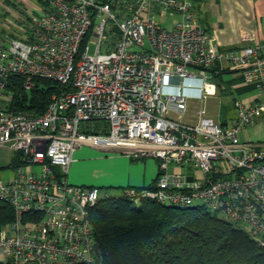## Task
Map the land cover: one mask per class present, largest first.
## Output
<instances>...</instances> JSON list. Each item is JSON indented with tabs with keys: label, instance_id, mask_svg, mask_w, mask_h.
<instances>
[{
	"label": "built area",
	"instance_id": "obj_1",
	"mask_svg": "<svg viewBox=\"0 0 264 264\" xmlns=\"http://www.w3.org/2000/svg\"><path fill=\"white\" fill-rule=\"evenodd\" d=\"M27 1L20 32L0 35V200L14 213L0 228V264H96L90 212L111 194L68 179L87 144L159 162L152 186L122 195L205 205L264 248V141L240 136L264 112V41L251 31L240 47L213 44L194 0ZM214 67L239 69L263 98H234V124L206 111L223 88ZM12 75L61 92L41 115L15 111ZM189 77L201 80L194 121L184 117ZM172 78L177 90L166 92Z\"/></svg>",
	"mask_w": 264,
	"mask_h": 264
},
{
	"label": "trees",
	"instance_id": "obj_2",
	"mask_svg": "<svg viewBox=\"0 0 264 264\" xmlns=\"http://www.w3.org/2000/svg\"><path fill=\"white\" fill-rule=\"evenodd\" d=\"M218 68L212 71L224 83L223 74L240 71L227 68L220 72ZM252 87L245 85L240 90ZM61 88L43 78H35L28 87L22 76L12 75L8 85L13 95L11 109L41 115ZM90 217L100 244V264H264V248L205 205L177 208L150 199L136 203L125 195L111 194L97 201ZM13 219L12 207L0 200V228Z\"/></svg>",
	"mask_w": 264,
	"mask_h": 264
},
{
	"label": "crops",
	"instance_id": "obj_3",
	"mask_svg": "<svg viewBox=\"0 0 264 264\" xmlns=\"http://www.w3.org/2000/svg\"><path fill=\"white\" fill-rule=\"evenodd\" d=\"M5 1L11 3L13 0H0V4L5 3ZM15 3L18 5V2ZM195 5L199 20L210 33L212 43L220 48L231 49L242 46L244 35L251 31L256 33L257 42L264 41L262 21L264 18V0H195ZM16 10L19 12H14L13 9L8 10V12L13 11L16 19H10V15L5 14L7 19H5V27L1 29V33L18 34L20 32V20L24 9L19 5ZM224 69H221L220 72ZM228 69L234 70L236 68ZM223 77L227 90L218 94H223L226 91L232 92L233 100L235 97H240L246 102L263 100L254 87L244 91L240 90L247 85L241 71L225 73ZM175 82L174 78L168 79L165 91H176ZM200 87L201 80L199 78L189 77L185 79L183 92L189 97L190 111L198 109ZM218 94L208 96L205 102ZM218 120L227 124H234L236 111L232 115H228L225 120ZM240 136L243 140L264 141V112L258 115L255 124L244 129ZM73 158L68 174L71 183L97 186L110 194L116 192L113 189H121L123 192L128 187L152 186L159 170V162L154 158L136 159L116 150L90 144L77 149Z\"/></svg>",
	"mask_w": 264,
	"mask_h": 264
},
{
	"label": "rangeland",
	"instance_id": "obj_4",
	"mask_svg": "<svg viewBox=\"0 0 264 264\" xmlns=\"http://www.w3.org/2000/svg\"><path fill=\"white\" fill-rule=\"evenodd\" d=\"M13 1L18 2V5H13L12 3H9L8 1H5V3L0 4V32H1V29H3L5 27V23H6L5 19H7L6 18L7 16H5L6 13L8 15H10V19H16V16L14 15V13H12L13 11L19 12L18 10H16V6L18 7L20 5V6H26V7L30 8V6L32 5V2H29L27 0H13ZM32 1L36 2V0H32ZM19 3H21V4H19ZM9 9H11V10L13 9V11L8 12ZM23 15H24V13H23ZM91 51L92 52L95 51V44L94 43H91ZM222 83H223V88H219L215 94H218L219 92H223V91L227 90L226 89V83H224V82H222ZM233 97H234V95L232 92L230 93V92L226 91L223 94H218L215 97L209 98L207 100V102H205V108H206L207 113L210 116L215 117L217 120L218 119L225 120L228 117V115H232V113L235 112V108H234L233 103H232ZM193 113L194 112L192 110L191 111L189 110L185 113L184 117L189 118L190 121H194V119H192V117H194ZM182 117H183V115L181 116V118ZM149 158H152V157H146L145 159H149ZM5 172H6V175L8 177L14 175L13 171L10 169H7ZM113 190L116 191V192H112L113 194H117V195L121 194V189H113ZM218 215H219V217L223 218V216L221 214H218ZM234 226L237 228H241L240 224H235Z\"/></svg>",
	"mask_w": 264,
	"mask_h": 264
},
{
	"label": "water",
	"instance_id": "obj_5",
	"mask_svg": "<svg viewBox=\"0 0 264 264\" xmlns=\"http://www.w3.org/2000/svg\"><path fill=\"white\" fill-rule=\"evenodd\" d=\"M95 251H96V264H100L101 253H100V244L98 242L95 243Z\"/></svg>",
	"mask_w": 264,
	"mask_h": 264
}]
</instances>
